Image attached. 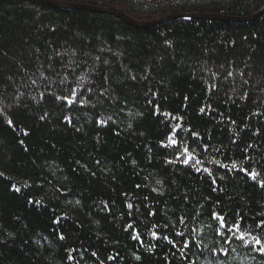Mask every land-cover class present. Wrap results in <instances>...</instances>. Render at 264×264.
<instances>
[{"label": "trees", "instance_id": "trees-1", "mask_svg": "<svg viewBox=\"0 0 264 264\" xmlns=\"http://www.w3.org/2000/svg\"><path fill=\"white\" fill-rule=\"evenodd\" d=\"M62 1L140 21L264 5ZM262 183L264 14L138 28L0 0V264H264ZM213 211L241 230L217 235Z\"/></svg>", "mask_w": 264, "mask_h": 264}, {"label": "water", "instance_id": "water-1", "mask_svg": "<svg viewBox=\"0 0 264 264\" xmlns=\"http://www.w3.org/2000/svg\"><path fill=\"white\" fill-rule=\"evenodd\" d=\"M41 3L54 6L56 8L60 9H69V10H88L98 13H106L113 15L119 19H122L128 24H131L138 28H147L152 27L155 25H159L165 22L173 21L176 19H187V20H217V21H237V22H249L254 20L255 18L261 16L264 14V5L255 13L246 16V17H231L228 15H222L217 13H175V14H169L165 15L163 17H160L155 20L150 21H140L136 20L130 15H128L126 12L112 6H96L92 4H86V3H77V2H68V1H62V0H37Z\"/></svg>", "mask_w": 264, "mask_h": 264}, {"label": "snow or ice", "instance_id": "snow-or-ice-1", "mask_svg": "<svg viewBox=\"0 0 264 264\" xmlns=\"http://www.w3.org/2000/svg\"><path fill=\"white\" fill-rule=\"evenodd\" d=\"M63 99L67 100V102L69 104H71L73 101L67 97H64ZM201 112H204L205 109L204 108H201L200 109ZM9 124H11L12 122L11 121H8ZM103 123V122H101ZM177 127H179V125H177ZM193 135H196L195 133H193ZM168 140L170 142V144L172 145H175L177 143V141L172 137V136H169L168 137ZM184 152L187 153V158L183 161V163L185 165H187L189 163V160H193L194 157L192 156L191 152H189V149L187 147L184 148ZM202 161L200 160H195V164H193L192 166L195 168L196 171H200V168H196L195 165H198V164H201ZM233 167H235V165H233ZM205 172H208L209 175H211V172H209V170L207 168L204 169ZM252 177V179H256L257 177V173L255 171H252L251 173H249ZM213 184H215V180L212 181ZM262 187H264V183H262L261 185ZM139 187V186H138ZM215 190V189H214ZM17 191H19V189H17ZM127 207L129 209H131L133 206L132 204H128ZM212 219L213 220H216L218 221V227L216 229V232H217V235H222V236H225L227 237V233L231 232L234 234V230L235 231H240L241 230V225L239 223H234L232 225H229L228 224V221L226 220V216L225 215H221L219 214L218 212L216 211H213L212 213ZM183 222V221H181ZM257 227H261V226H264V221H261L259 224L256 225ZM129 227H131V225H129ZM227 229V232H221L220 230L221 229ZM177 235H180V236H183V233H177ZM152 236L153 237H156L157 234L155 232L152 233ZM133 239H139V236L138 235H135L132 237ZM241 241H244L245 240V233L241 231V234L240 236L238 237ZM60 239H63V236L60 237ZM163 240L167 241L169 244H173V241L170 240L167 236H164L163 237ZM252 242L255 244V245H260L258 251L261 253V254H264V240L256 237V236H253L252 237ZM189 245L187 243H185L183 245L184 248H187ZM173 247H175V245L173 244ZM93 255H95V253H93Z\"/></svg>", "mask_w": 264, "mask_h": 264}]
</instances>
